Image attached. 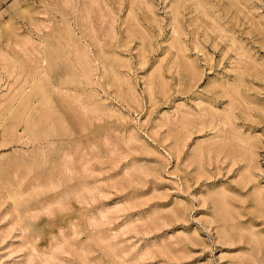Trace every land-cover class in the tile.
<instances>
[{
    "label": "rangeland",
    "instance_id": "rangeland-1",
    "mask_svg": "<svg viewBox=\"0 0 264 264\" xmlns=\"http://www.w3.org/2000/svg\"><path fill=\"white\" fill-rule=\"evenodd\" d=\"M0 264H264V0H0Z\"/></svg>",
    "mask_w": 264,
    "mask_h": 264
}]
</instances>
